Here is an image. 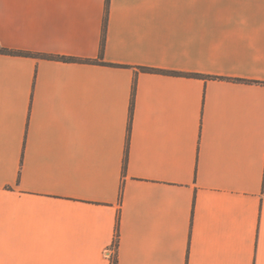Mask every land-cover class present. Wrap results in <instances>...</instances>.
I'll return each mask as SVG.
<instances>
[{
  "label": "crops",
  "instance_id": "0c3cea01",
  "mask_svg": "<svg viewBox=\"0 0 264 264\" xmlns=\"http://www.w3.org/2000/svg\"><path fill=\"white\" fill-rule=\"evenodd\" d=\"M105 11L0 0V48L105 63L0 54V264H264V0H110L101 57Z\"/></svg>",
  "mask_w": 264,
  "mask_h": 264
},
{
  "label": "trees",
  "instance_id": "16d2710c",
  "mask_svg": "<svg viewBox=\"0 0 264 264\" xmlns=\"http://www.w3.org/2000/svg\"><path fill=\"white\" fill-rule=\"evenodd\" d=\"M109 7H110V0H106V11H105V17H104V27H103V35H102V42H101V57H102L104 49H105L106 30H107V20H108V15H109ZM0 54H7V55H13V56H23V57H40V58H46V59H50V60H60V61H64V62H74V63L105 64V63H103L102 61H99V60H86V59H77V58H72V57L37 55V54H34V53H30V52L12 51V50L2 49V48H0ZM142 71L169 74V75H173V76H187V77L199 78V79L207 78L206 76L201 75V74H182V73H177V72L159 71V70L146 69V68H143ZM132 111H133V106H132ZM118 242H119V232H117L116 239L114 241L115 248H117ZM112 264H118L116 255L112 258Z\"/></svg>",
  "mask_w": 264,
  "mask_h": 264
}]
</instances>
